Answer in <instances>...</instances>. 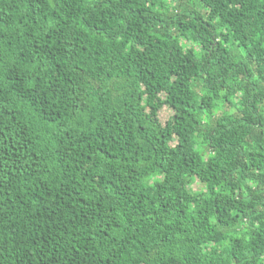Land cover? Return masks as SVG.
<instances>
[{
  "label": "trees",
  "instance_id": "1",
  "mask_svg": "<svg viewBox=\"0 0 264 264\" xmlns=\"http://www.w3.org/2000/svg\"><path fill=\"white\" fill-rule=\"evenodd\" d=\"M0 264H264V0H0Z\"/></svg>",
  "mask_w": 264,
  "mask_h": 264
},
{
  "label": "rangeland",
  "instance_id": "2",
  "mask_svg": "<svg viewBox=\"0 0 264 264\" xmlns=\"http://www.w3.org/2000/svg\"><path fill=\"white\" fill-rule=\"evenodd\" d=\"M182 3H183V2H182ZM168 114H169V113H168L166 110L163 111V115H164V116H167ZM193 188L198 189V188H199V185H197V183L194 182V183H193Z\"/></svg>",
  "mask_w": 264,
  "mask_h": 264
}]
</instances>
